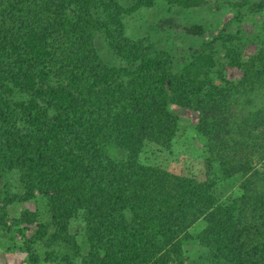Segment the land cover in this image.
Returning a JSON list of instances; mask_svg holds the SVG:
<instances>
[{
    "label": "trees",
    "instance_id": "obj_1",
    "mask_svg": "<svg viewBox=\"0 0 264 264\" xmlns=\"http://www.w3.org/2000/svg\"><path fill=\"white\" fill-rule=\"evenodd\" d=\"M155 1L0 0V178L17 181L3 203L39 197L47 218L27 242L46 236L76 253L70 224L81 214L87 250L79 264H189L190 240L205 264H264V37L248 50L239 35L223 33L176 69L166 49L125 32L124 17ZM252 7L262 10L264 0ZM184 29L205 32L201 23ZM97 37L117 62L101 56ZM216 45L240 70L236 80L215 83ZM171 103L199 111L203 179L142 157L176 135ZM220 177L237 178L239 193L221 198ZM33 214L24 208L15 221ZM30 259L37 264L38 255Z\"/></svg>",
    "mask_w": 264,
    "mask_h": 264
},
{
    "label": "rangeland",
    "instance_id": "obj_2",
    "mask_svg": "<svg viewBox=\"0 0 264 264\" xmlns=\"http://www.w3.org/2000/svg\"><path fill=\"white\" fill-rule=\"evenodd\" d=\"M213 3L201 4L193 7H181L165 0H156L151 6H144L124 17L125 32L132 38H147L156 49H166L172 56L176 69H180L190 52L198 47L202 41L219 37L223 33L231 32L239 35L244 43L243 49L254 45L258 37H264V8L255 11L252 3L257 0H247L242 5H235L234 1L223 2L217 8ZM222 1V0H221ZM243 1V0H239ZM251 6V7H250ZM201 23L205 32L201 35L187 33L185 25ZM217 40L216 42H219ZM96 45L101 56L108 62H117L112 50L102 37H97ZM215 57L217 64L214 67L215 83L234 81L240 76V70L231 66L224 57L225 47L216 45ZM169 108L179 117V128L168 148L151 144L143 158L168 167L177 173H186L203 179L206 175L205 143L206 137L198 130L199 111L194 107H181L174 103ZM117 156H124V152L112 149ZM221 175L219 171H216ZM16 176L9 178L7 185L0 178V264H33L30 253L38 255L37 264H79L82 255L87 250V241L84 231V220L81 214L75 216L70 224V231L80 246L76 253L63 244L49 245L47 237L27 242V238L34 232L37 223L47 218L40 198L27 201H8L3 203L7 193L17 190ZM216 192L221 198L239 193L238 179L235 177L222 178L216 184ZM24 208L35 212L32 221H15ZM204 225L198 220L191 231L195 234ZM26 243L30 246L28 250ZM65 244V243H64ZM187 262L205 264L208 259L202 246L195 240L184 243ZM65 255V256H64Z\"/></svg>",
    "mask_w": 264,
    "mask_h": 264
}]
</instances>
